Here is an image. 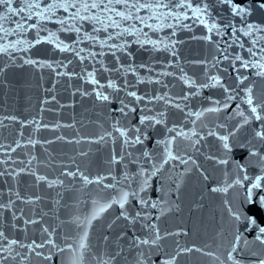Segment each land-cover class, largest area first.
Returning a JSON list of instances; mask_svg holds the SVG:
<instances>
[{
  "label": "water",
  "instance_id": "95a60500",
  "mask_svg": "<svg viewBox=\"0 0 264 264\" xmlns=\"http://www.w3.org/2000/svg\"><path fill=\"white\" fill-rule=\"evenodd\" d=\"M47 2L42 0V3ZM202 2L208 4L206 18L209 24L214 22L224 28L231 19L228 5H221L219 0H191L194 7ZM258 3H264V0H251L252 12L247 24L264 29V9L257 7ZM12 6L19 8L18 0H14ZM4 8L6 6L0 8V15L4 14ZM139 14L146 15V10ZM56 15L63 17L66 13L58 9ZM28 23L35 24V17ZM42 23L47 29L39 31L42 42L35 43L38 38L36 29L22 34V39L34 46L25 45L23 49L13 51V64L8 63L7 55L0 54V65H7L0 77V172L4 173L0 175V204L6 206L0 209V230L5 236L26 243L31 240L40 242L43 238L41 229L47 227L49 231L55 229L52 238L57 244L63 246L67 239L75 246L80 233L77 224L92 214L93 202L104 203L116 198L120 188L127 189L129 183L136 188L140 179L136 176L139 169H150L151 163L161 162L165 147L156 141L175 137L171 144L172 153L186 159L190 157V162L184 165L179 160L171 161L151 178L146 190L140 192L141 198L157 202L158 207L144 208L137 200H130L126 205L130 214L142 209V216L144 212H150L149 222L156 224L161 235H172L164 236L159 245L134 247L133 240L136 237L147 238L149 230L141 222L132 226L123 219L109 228L108 225L121 212L118 205H113L92 221L88 230L89 248L84 253L83 264H99L100 260H108L110 256H114L112 264H136L140 251L144 252V264H165L180 246L202 251L181 253L175 264H230L226 256L237 232L241 235L240 247L245 240L248 241L242 252L238 247L240 254L237 259L241 264H255L257 256L264 254V247L255 241V228L252 232L245 231L247 225L235 221L228 211L241 207L243 190L233 187L227 192H213L212 189L223 188L235 178L233 161L243 164L239 158L249 149L264 155V140L255 137V132L264 125V119L243 124V118L235 114L238 111L248 114L249 107L244 100L249 87L254 104L264 105V76L258 75L255 68H241L240 61L233 67L231 58L221 59L216 64L215 60L219 58L216 42L221 37L212 33L211 41L203 39L209 35L206 27L193 23L191 19L182 22L191 25L190 28L175 26V35L172 27L165 26L160 30L144 27L148 39L160 45L155 50L151 44L141 47L133 42L136 36H127L123 39L128 41V46L123 52L113 55L104 49L103 56L90 58L88 52L99 53L101 49L91 41H83L78 47L84 49L81 53L84 60L73 51H61L54 43L48 42L49 33H55L59 40L71 45L77 39L76 33L61 31L54 20ZM232 23L242 26L240 18ZM4 24L9 31L12 30L11 20ZM91 31L92 25L85 22L82 33ZM231 31V28L225 29L224 40L229 39ZM98 35L103 39L106 33L101 31ZM237 35L245 48L233 45L229 49L231 55L240 54L248 59L246 49L252 47L253 39L264 45V31H253L252 36H245L242 32H237ZM17 38L13 35L8 40L14 42ZM171 41H175L174 52L161 44H170ZM115 42L120 41H110ZM25 59L35 60L38 64H23ZM39 64H51L52 67H40ZM89 73L99 85L91 82ZM238 75L247 78L239 83ZM212 76L218 77L224 88L236 97L227 108L222 107L227 95L224 88L220 85L203 87L210 83ZM185 80L195 83L186 84ZM109 82L115 83L117 89L109 88ZM97 90L108 95L109 100L96 99ZM128 91H136L144 99L138 104L130 103L133 98L126 95ZM185 95L187 100L183 99ZM156 96L170 98L172 102L155 100ZM120 101L136 108V111L125 116L119 111ZM216 101L221 102L220 111H204L217 107ZM258 111L264 116V107ZM145 112L148 115L163 112L164 123L147 130L148 139L143 145L129 149L134 154L133 158L125 157L122 162L113 164L112 156L121 154L122 141H100V137L112 132L116 121L129 129L140 126V117ZM198 112L203 113L199 118L189 115ZM169 128L188 134L195 131L203 139L193 148L191 140L177 132H169ZM209 129H215L219 135L234 132L229 136L230 154L225 152L216 136L206 135ZM129 135H132L131 131ZM112 136L116 137L118 133L112 132ZM145 150L152 154V161L131 162ZM220 159H228V163L220 164L217 162ZM257 160L258 157H253L248 161L245 171L249 177L259 174ZM77 170L90 180L97 177L105 179L102 184H85L81 176L67 175ZM126 173L131 177L129 181L124 180ZM41 176L45 179L39 180ZM112 184L116 185L115 188L105 187ZM177 184L180 185L179 191ZM247 186L245 182L244 187ZM161 210L163 215H160ZM26 220L37 223L25 224ZM4 243L6 246L7 242ZM24 251L26 249L21 250L22 253ZM39 251L48 254L46 248ZM117 252L119 255H115ZM250 253H256V256ZM5 264L16 262L5 261ZM23 264H70V261L67 253L53 252L50 261L33 255Z\"/></svg>",
  "mask_w": 264,
  "mask_h": 264
},
{
  "label": "snow or ice",
  "instance_id": "6c2138e0",
  "mask_svg": "<svg viewBox=\"0 0 264 264\" xmlns=\"http://www.w3.org/2000/svg\"><path fill=\"white\" fill-rule=\"evenodd\" d=\"M14 0H0V8H4V14L0 15V54H5L9 57V64H13L15 58L12 57L13 51L21 50L27 45L28 47L34 46L27 41L22 39V34L28 32L31 29L37 30V36L35 43H41L42 40L39 38V31L43 28V23L45 21H55L60 25V30L65 32H74L77 35L76 41L71 44H65L63 41L59 40L56 37L55 33H49L48 42L54 43L57 48L61 51H73L76 56L81 60L85 59L84 55L81 53L84 52L83 48L78 47L83 41H91L92 45H99L101 51L99 53L95 51H90L87 53V56L90 58H95L97 55L103 56L104 49H107L108 52L113 55L116 52H123L128 46V41L123 39L127 36H136L137 39L133 42L139 43L141 47L145 44H151L152 48L155 50L158 48L157 41H152L148 39V33L144 32V27L149 28L150 30H160L163 27H172L173 35H175V26L182 25L184 28H190L191 25L187 23H182L183 21L191 19L193 23H198L204 25L207 29L209 35L203 37L205 40L211 41L212 33H215L217 36H220V41L216 42V48L219 53V58L215 60L216 64H219L221 59L229 60L233 67L237 61H240V67L248 69L250 67L257 69V74L264 76V45H260L258 39H253L251 41L252 47L246 49L248 53V59H244L240 54L231 55L229 49L233 45H238L241 49H244L245 46L241 42L240 36L237 35V32H242L245 36H252L253 31H264L259 25H250L247 24V19L251 15L252 5L251 0H219L221 5L227 4L231 13V19L228 24L221 28L216 23L209 24L207 17L208 4L201 3L197 4L195 7L191 3V0H48L47 3H42V0H18L20 7H13ZM257 7L264 9V3H258ZM62 9L66 15L61 17L56 15V11ZM183 11H180V10ZM142 10H146V15L141 16L139 13ZM191 13V15H189ZM35 17L36 23L30 24L28 21H31ZM19 18V19H16ZM236 18H240L242 22L241 27H237L232 23ZM11 20L13 25L12 30L9 31L5 27L4 22ZM85 22H88L92 25L91 32H83L82 28ZM155 22V23H153ZM226 28H231V36L228 40L223 39L224 31ZM111 29L112 31H109ZM43 30L47 31L46 28ZM103 31L106 33V36L103 39H100L99 33ZM17 36L18 38L13 42L9 41V36ZM140 37H144L143 40ZM110 41H120L115 43H110ZM164 47L169 48L174 52L175 41H171L170 44H164L161 42ZM221 44L224 47H221ZM259 45V47H257ZM257 56L259 57L257 59ZM119 60V57H116ZM23 64L28 65H37L38 62L32 59L23 60ZM40 67H52L51 64L44 65L39 64ZM7 65H0V77L3 76ZM135 71L134 69H129ZM93 84H98L99 82L93 78V74H88ZM247 77H241L238 75L237 79L239 83H243L244 79ZM186 84H194L195 82H189L185 80ZM220 85L224 88L223 84L220 82L219 78L216 76L210 77V83H205L203 87H212ZM109 88L113 90L117 89L115 83L109 82ZM100 88H103V85H100ZM226 95L225 100L223 101L222 107L227 108L229 102L235 99V95L229 93L227 88H224ZM127 96L133 98L130 103L138 104L141 100L144 99L143 96L137 95L136 91L126 92ZM96 99L100 101H108L109 96L104 94L103 91H95ZM155 100H165V103H171V99H166L164 96H156ZM184 100L188 99V96L183 97ZM244 102L249 107V112L247 115L243 111H238L235 113L243 118V124H248L250 120L260 121L264 119V116L261 115L259 108L264 107V105L254 104L252 98V89L251 87L246 90V98ZM121 107L119 111L127 116L131 112H135L136 108L129 107V104H125L124 101H120ZM217 107L205 109L207 112H216L221 110V102L216 101ZM180 107L179 104L175 105ZM189 115H195L199 118L203 115L202 112L198 113H189ZM164 123V113L160 112L154 115H148L146 112L140 117L139 124L140 126H135L131 129L128 127L120 125L119 121H116L115 125L112 128V132L118 133V136L113 137L112 132L106 133L105 136L100 137V141H105L110 139L114 142L116 139L122 141V150L119 156L113 154L111 162L113 164L122 162L125 157L133 158L134 154L129 149H134L137 145H143L148 139L147 130L154 128L157 124ZM219 127H223L220 125ZM238 130V129H237ZM129 131L132 132V135H129ZM169 132H177L178 135L184 136L186 139L192 141V147L195 148L197 144L203 139V136H199L193 131L191 134L185 133L183 131H178L175 128H169ZM207 136H216L222 144L223 149L226 153L230 154L232 151V145L229 144V136L234 135V132H230L227 135H219L215 129H209L206 133ZM193 137H197L193 139ZM255 137L264 140V125L261 126V130L255 132ZM175 137L166 138L163 141H156V143L163 144L165 147L164 154L162 156L161 162L151 163L150 169H145L141 167L136 173V176L140 179L138 180L137 187L132 188L131 184L127 185V189L121 187L117 193L116 198H110L104 203L94 201V211L90 216H86L82 221H79L77 224L80 233L75 239V246L72 243H69L67 239L64 240L63 246L57 244L56 241L52 238L55 232V229L49 231L47 227H43L41 232L43 238L40 242L36 240H31L30 242L18 241L16 239H9L5 236L4 232L0 230V264H5V261H13L16 264H23L24 261L29 260L33 255L35 257H40L44 261H50L53 252L67 253L69 257L70 264H83L84 253L88 251L89 245L88 235L89 228L92 225V221L98 219L102 216L113 205H118L121 209L120 214L108 225L109 228L116 223L117 220L123 219L128 225L134 226L137 222H141L144 228L149 230L147 238L141 239L136 237L133 240V246L140 248L143 246H155L159 245V242L164 239V236L172 235V233H165L164 236L161 235L159 228L155 223L149 222L151 220L150 212H144L142 216V211H136L134 214H130L129 209L126 208V205L130 203V200H137L144 208H157V202H149L140 197V192L146 190L150 185V180L152 177L157 176L160 173L166 164H169L171 161L179 160L181 164L187 165L190 162L189 158H183L178 155H174L171 151V144L173 143ZM30 143H32L30 141ZM19 146V145H17ZM244 147V145H241ZM14 151V149H12ZM253 157H258L257 164L259 166V174L249 177L246 168L249 166L248 161ZM147 159L152 161V154L148 151H142L139 157H135L131 160L133 163H139L141 160ZM211 159V158H210ZM239 160L244 161L243 164L238 161H233L236 166V175L235 178L228 183L223 188H213V192H227L229 188L240 187L243 190V197L241 200V207L235 211L228 209L232 218L237 222H242L247 225L245 231L252 232L255 228V241L259 242L261 247H264V155H260L257 152L249 151L241 156ZM193 164L195 161H191ZM220 164H227L228 159H220L217 161ZM4 173L0 172V175ZM69 176L79 175L82 177L85 184L97 183L102 184L105 177H97L95 180H90L87 176H84L78 170L76 172L67 173ZM39 180H44L45 177H38ZM116 178L113 177V180ZM131 177L127 175L124 176L125 181H129ZM206 179V177H205ZM245 182L248 183V186L245 188ZM250 182V183H249ZM52 183H56L53 181ZM51 187L52 184H49ZM115 184L105 185V187L115 188ZM180 185H176L177 191H179ZM10 206V205H9ZM6 207L3 204H0V209ZM164 211H160V215H163ZM159 219V216L156 217ZM25 224L37 223L35 220H26ZM176 233L175 235H179ZM107 239V237H105ZM241 235L239 232L235 235L231 247L227 253L226 261L230 264H241V261L237 259V256L240 254L238 252V247L242 252L244 248L247 247L248 241L245 240L243 247H240ZM7 242L5 246L4 242ZM46 248L48 254L39 251V249ZM22 249H26L23 253ZM200 252L202 251L199 248L192 247H177L174 253L171 255V258L168 259L165 264H175L176 257L180 256L181 253H188L192 251ZM235 254V255H234ZM115 255H119L117 252ZM206 255H212V253H206ZM252 256H256V253H250ZM114 256H110L108 260H100L99 264H112ZM144 252L140 251L136 257V264H144ZM218 260L219 258L216 257ZM255 264H264V254L257 256Z\"/></svg>",
  "mask_w": 264,
  "mask_h": 264
}]
</instances>
